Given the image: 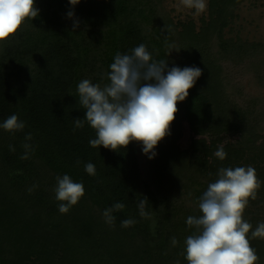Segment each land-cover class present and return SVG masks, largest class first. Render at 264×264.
<instances>
[{
	"label": "trees",
	"instance_id": "1",
	"mask_svg": "<svg viewBox=\"0 0 264 264\" xmlns=\"http://www.w3.org/2000/svg\"><path fill=\"white\" fill-rule=\"evenodd\" d=\"M163 2L80 0L72 8L69 0H35L38 16L0 43V124L13 114L26 123L20 132L0 128V264H187L184 242L194 232L187 217L202 215L199 197L220 168L256 170L261 187L243 219L252 230L264 223V41H246L233 28L243 2L263 0H206L197 22L174 17ZM141 43L169 69L202 72L151 160L136 142L93 148L95 130L73 123L85 116L79 82L103 87L116 53ZM187 133L185 144L170 145ZM25 143L34 150L26 160ZM221 146L223 161L214 155ZM65 174L84 195L61 214L54 189ZM140 198L149 216L140 215ZM118 202L125 208L110 226L102 213ZM125 219L136 223L123 228ZM247 235L264 264V239Z\"/></svg>",
	"mask_w": 264,
	"mask_h": 264
},
{
	"label": "clouds",
	"instance_id": "2",
	"mask_svg": "<svg viewBox=\"0 0 264 264\" xmlns=\"http://www.w3.org/2000/svg\"><path fill=\"white\" fill-rule=\"evenodd\" d=\"M79 2L69 0L72 8ZM180 3L185 9L194 10L196 15L203 14L207 7L206 0H180ZM38 12L35 0H0V43L15 35L26 19H35ZM67 17L72 19L74 12L69 10ZM77 26L78 22H74L73 28ZM201 74V69L194 66L169 69L167 60L153 59L143 43L130 54L117 52L106 74L107 84L102 87L88 79L79 82V104L85 116L73 121L74 128H83L87 122L95 130L96 138L89 140L93 148L102 146L117 151L136 142L142 145L143 154L151 160L156 156L154 149L158 143L170 134L177 104L186 99ZM25 126L26 123L15 114L0 124V128L9 133L23 131ZM31 139V133L25 136L26 141ZM23 147L25 153L21 159L26 160L34 150L28 143ZM9 150L15 149L9 145ZM214 155L223 161L227 153L221 146ZM84 169L89 175L96 174L93 163L85 164ZM217 177L199 197L198 208L202 215L187 217L186 224L194 229L184 242L187 264H256L259 257L247 234L251 231L252 238L264 239V223L252 230L253 226L243 219V213L249 200L257 198L261 181L252 166L220 168ZM56 181L55 199L61 202L58 210L66 214L84 195V186L67 174L58 176ZM33 188L28 191L31 193ZM147 204V198H140L141 216L150 215L145 210ZM124 208L125 204L118 202L105 209L102 213L105 222L113 226V212ZM135 223L134 219H125L121 227L128 228ZM171 243L177 244L175 237Z\"/></svg>",
	"mask_w": 264,
	"mask_h": 264
},
{
	"label": "rangeland",
	"instance_id": "3",
	"mask_svg": "<svg viewBox=\"0 0 264 264\" xmlns=\"http://www.w3.org/2000/svg\"><path fill=\"white\" fill-rule=\"evenodd\" d=\"M164 5L167 10L172 11V15L174 17L184 19L187 15L191 16L196 22L198 17L201 15L194 14V10L185 9L180 0H164ZM263 8H264V0L262 2V6L258 7L249 6V3L243 2L238 9V17L234 20L233 28L236 30H240L239 34L242 39L246 41H264V17H263ZM239 77H233L234 80ZM240 80V78L238 79ZM244 86L248 85L244 80ZM248 89V87H247ZM191 134H183L181 135L177 141H174V138L171 137V144L173 147H179L186 143L189 140Z\"/></svg>",
	"mask_w": 264,
	"mask_h": 264
}]
</instances>
